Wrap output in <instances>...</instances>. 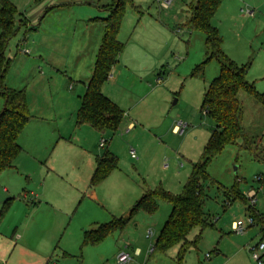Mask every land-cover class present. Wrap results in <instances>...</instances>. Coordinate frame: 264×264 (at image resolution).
<instances>
[{
  "label": "rangeland",
  "instance_id": "rangeland-1",
  "mask_svg": "<svg viewBox=\"0 0 264 264\" xmlns=\"http://www.w3.org/2000/svg\"><path fill=\"white\" fill-rule=\"evenodd\" d=\"M9 1L18 13L4 54L6 80L25 91L34 121L20 136L16 168L0 176V264H122V252L131 257L126 264H176L177 247L153 250L172 211L167 201H158L155 213H132L122 230L99 244L85 243L84 232L128 217L147 190L181 194L202 160L216 129L203 99L221 66L209 59L205 33L193 27L197 0H172L168 7L164 0H122L117 37L124 49L103 94L119 100L124 117L117 130L102 133L78 128L74 117L102 42L103 19L118 0ZM211 24L224 53L264 93V0H222ZM238 98L245 137L208 163L203 210L211 226L183 264H258L251 249L264 242V106L244 90ZM3 108L0 96V114ZM180 121L187 124L183 134L174 131ZM107 152L117 156L119 169L91 187L94 157ZM234 222L246 232H236Z\"/></svg>",
  "mask_w": 264,
  "mask_h": 264
},
{
  "label": "trees",
  "instance_id": "trees-1",
  "mask_svg": "<svg viewBox=\"0 0 264 264\" xmlns=\"http://www.w3.org/2000/svg\"><path fill=\"white\" fill-rule=\"evenodd\" d=\"M222 0H197L192 18L193 27L206 35L209 59H217L221 69L219 75L210 84L203 107L214 119L216 129L205 147L202 160L193 165L191 176L181 194H172L163 188L147 190L135 203L126 218L113 219L84 232V242L99 244L116 230H122L132 213L145 209L150 213L158 210V201H167L172 205L171 214L153 247L167 253L178 248L176 264H183L188 251L198 245L205 228L211 226L205 215L203 203L205 193L203 182L210 178L207 167L210 160L218 155L226 145L235 144L245 137L241 126L242 107L238 98L240 90L246 91L264 106V93H259L247 79V69L237 66L223 51L219 31L211 24V19L218 10ZM122 0L112 8L109 18L104 20V34L98 50L92 76L81 99L77 115L78 125H89L97 131L117 130L124 117V111L105 96L102 88L119 61L124 46L118 40V32L124 13ZM16 6L9 0H3L0 7V96L4 99V108L0 114V176L7 169L15 168L17 157L22 151L18 142L31 115L24 90H16L7 84L9 60H5V51L17 30ZM116 156L107 152L97 160L90 186L96 187L114 170L118 169ZM240 196L237 190H231ZM256 218L255 215H253ZM256 220V219H255ZM199 232L190 238L194 229Z\"/></svg>",
  "mask_w": 264,
  "mask_h": 264
},
{
  "label": "built area",
  "instance_id": "built-area-1",
  "mask_svg": "<svg viewBox=\"0 0 264 264\" xmlns=\"http://www.w3.org/2000/svg\"><path fill=\"white\" fill-rule=\"evenodd\" d=\"M172 0H164L163 4L165 7H168L170 5ZM206 112V111H205ZM187 127V124L180 121L178 124L175 125L174 127V131L178 134H183L185 132V129ZM106 145V140L102 139L100 142V146L104 147ZM132 153V157H135V153L134 151L131 152ZM255 197H256V192L254 190L249 192V199L251 200L252 204H255ZM250 223L254 224L255 220L254 218L250 219ZM233 229L236 232L239 233H245L247 228L243 223H238V222H234L233 223ZM252 252V258L258 263V264H264L263 261V256H264V242H261L260 244H258L257 246L253 247L251 249ZM131 259L130 255L128 253L122 252L119 255V261L122 264H126L127 262H129V260Z\"/></svg>",
  "mask_w": 264,
  "mask_h": 264
},
{
  "label": "crops",
  "instance_id": "crops-1",
  "mask_svg": "<svg viewBox=\"0 0 264 264\" xmlns=\"http://www.w3.org/2000/svg\"><path fill=\"white\" fill-rule=\"evenodd\" d=\"M42 11L41 10H39V12H37V15L38 14H40ZM250 13H253V11H251ZM27 25H28V23H27ZM94 64H95V62H94ZM93 68H94V65H93V67H92V69H90L91 71H90V73H91V76H92V73H93ZM117 73V70H116V65H115V67L113 68V70H112V72H111V74H110V77L109 78H111V79H113L114 78V74H116ZM91 76H90V78H91ZM90 80V79H89ZM89 80H88V82H89ZM88 82H86V83H84L83 84V86H84V94H85V92H86V89H87V84H88ZM104 87V86H103ZM102 92H103V88H102ZM83 96V95H82ZM27 97V96H26ZM113 100V99H112ZM120 100H121V98H120ZM81 101V100H80ZM28 102V101H27ZM113 102H115L119 107L121 106L120 105V103H119V100H117V99H115V101H113ZM121 102V101H120ZM80 105L81 104H78V106H77V109H76V111H75V122H76V125H77V127L78 128H82V127H84V126H87L86 124H84V125H78L77 124V115H78V111H79V109H80ZM121 108V107H120ZM122 109V108H121ZM123 110V109H122ZM125 115H126V112H125ZM73 117V116H72ZM34 120L31 118V120L29 121V123H28V125L31 123V122H33ZM28 125L26 126V127H28ZM89 126V125H88ZM133 126H135V123L133 122V121H131L130 122V124H129V127L131 128V127H133ZM91 127V126H90ZM26 129V128H25ZM24 129V130H25ZM91 129H93L96 133H102L101 131H97L96 129H94V128H92L91 127ZM23 133V132H22ZM21 133V134H22ZM21 136V135H20ZM20 136H19V139H18V142L20 141ZM60 138L61 139H63L68 145H72V142H70L69 140H67L65 137H63V136H60ZM106 140V139H105ZM100 142H101V140H100ZM100 142H99V144H100ZM107 143H108V141L106 140V145H107ZM105 145V146H106ZM104 146V147H105ZM101 147V146H100ZM104 147H102V148H104ZM72 148H70V146H67V149L65 150V152H70V154H67V155H74L75 154V152H73L74 150H71ZM64 151V150H63ZM72 151V152H71ZM133 151V150H132ZM135 151V150H134ZM112 154V153H111ZM114 155V154H113ZM115 156V155H114ZM101 157H103V156H101ZM101 157H94V160H93V162H92V166H93V171H92V174H93V172H94V170H95V168L97 167V160L99 159V158H101ZM117 157V156H116ZM18 158V157H17ZM17 160V159H16ZM16 168V167H15ZM14 169V168H13ZM118 169H119V166H118ZM10 170V169H9ZM92 174H91V176H92ZM91 178V177H90ZM140 252V249H137V254Z\"/></svg>",
  "mask_w": 264,
  "mask_h": 264
}]
</instances>
